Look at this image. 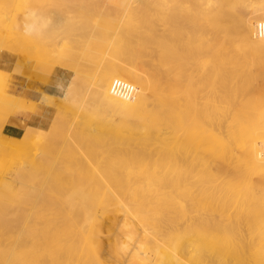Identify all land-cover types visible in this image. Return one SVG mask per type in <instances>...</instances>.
Listing matches in <instances>:
<instances>
[{
  "label": "bare ground",
  "instance_id": "6f19581e",
  "mask_svg": "<svg viewBox=\"0 0 264 264\" xmlns=\"http://www.w3.org/2000/svg\"><path fill=\"white\" fill-rule=\"evenodd\" d=\"M202 1L99 0L119 27L92 25L103 45L86 56L95 66L87 91L63 74L35 90V47L21 35L7 46L25 56L11 70L24 77L26 115L22 125L15 113L5 118L23 132H0V154L27 146L1 187L44 165L45 183L71 186L57 203L19 206L18 221L11 204L0 205V245L17 225L31 239L14 240L0 264H109L106 252L124 264H150L149 252L164 264H264V4L238 13L228 0ZM25 2L7 26L40 38L42 18ZM49 17L57 36L64 18ZM135 43L143 50L133 52ZM119 52L139 70L115 61ZM75 63L72 76L81 74ZM10 90L2 101L12 109L19 98ZM29 184L26 201L40 198ZM121 210L131 232L145 233L142 253L135 244L101 247L104 220Z\"/></svg>",
  "mask_w": 264,
  "mask_h": 264
},
{
  "label": "rangeland",
  "instance_id": "374dc122",
  "mask_svg": "<svg viewBox=\"0 0 264 264\" xmlns=\"http://www.w3.org/2000/svg\"><path fill=\"white\" fill-rule=\"evenodd\" d=\"M29 2V7L33 9V12H37L39 18H42L41 26V37L39 35L31 39L33 37V32L30 31L28 33H24V29H21L18 35H11L10 29L7 26L9 22V17L15 14L16 6H20ZM23 2V3H22ZM210 0H203L201 3L202 6H207ZM228 7L231 10H234L238 13H244L248 10L252 5L256 6L257 4L263 3L264 0H228ZM60 13V15L64 18L62 21L64 25L62 27V33L56 34L51 32L49 28V19L52 13ZM104 15L101 19L100 16ZM110 13H107L106 10L99 4V0H2L0 3V72H3V76L0 75V132L5 134H11L12 128L11 126L5 122V118L10 116L11 113H15V116L18 119V124H24V118L26 110L24 108L25 96L23 93V88L20 86L24 83V77L16 71H12V67L16 68L18 66V62L23 63L24 54L21 53V49L18 50H9L7 46H14L19 41V35L22 36V40H24L25 45H30L35 47L36 52V63L37 64V73L39 75L38 82H33L34 89L38 91H44L48 86V81L50 82L57 77L65 75L68 79L79 83V88L83 91L90 90L91 85V77L89 76L93 67H95L92 61L86 60V56L91 53V51L97 50L100 46H102V40L100 39V35L97 36L91 33L92 25L96 26L97 23H102V21L109 22L113 25L112 30L119 27L117 23L116 16L115 19L110 17ZM118 16V14H117ZM190 29L195 27L194 23H189ZM166 31V27L163 23H157L155 33L163 34ZM57 33V32H56ZM91 33V34H89ZM90 35V36H88ZM130 36V35H129ZM18 39V40H17ZM87 39V41L85 40ZM49 45H48V44ZM51 46V47H50ZM142 44L135 43L133 44L134 50H143ZM16 49V48H15ZM86 49V50H85ZM21 50V51H20ZM19 51V52H18ZM84 56V58H83ZM13 58L14 62L10 64L6 58ZM19 58V61H18ZM4 63H3V62ZM75 61H82V65L80 66L81 74L78 76H72L73 67H75ZM115 61L126 65L128 67H134V69H138L140 64L137 61L132 64V62L126 61L122 57V53L119 52L115 57ZM17 62V63H16ZM19 62V63H20ZM95 62V61H93ZM8 63V64H7ZM3 64V65H2ZM8 65H11L10 67ZM17 65V66H15ZM2 66V67H1ZM4 67V68H3ZM8 67L10 69H8ZM2 68V69H1ZM6 69V70H5ZM5 73V74H4ZM10 74V75H9ZM9 76V77H8ZM7 77V78H6ZM91 85V86H90ZM17 88L16 96L19 98L17 100L18 106H13L12 109L8 104H5L2 99L4 96H7L6 93L11 92L10 89ZM35 100V99H34ZM33 101V100H32ZM36 101V100H35ZM37 102V101H36ZM20 128V129H19ZM45 128L48 130L50 128V123H45ZM23 132V127H18L17 130V139L20 138V135ZM27 145H18L17 147H9L4 151V153L0 154V176H5L7 170H16L17 164L19 162L21 156L24 154L25 148ZM49 168L47 165L43 167L36 176L30 175L27 171L24 175L26 177V182L29 184L32 181H36L39 184L37 190H34L33 194L36 196H40L38 199L27 200L26 201V192H27V183H17L14 182L11 185V189L6 192L2 189L0 184V205L11 204L13 206V211L10 212V216H13L15 221L19 220V212L17 208L20 206L23 209L24 213L30 211V209L34 206V203L39 202L41 204L44 203H57L59 201V196L63 193L64 190L70 188L71 185L63 186V187H55L52 185H48L47 177H45L46 170ZM30 182H29V179ZM44 181V182H42ZM34 186V184H32ZM28 187H31L30 184ZM104 187H101V190H104ZM117 219L115 222L107 219L104 220L106 227L102 229L101 239L102 245L107 246L115 243V245L119 244V251L126 250L127 247H131L135 244L141 253L146 249L145 242V233L139 229H133L131 232L129 230L128 225L125 223L129 220V216L125 215L124 211H117ZM49 214V212H48ZM106 216L105 214L103 215ZM107 217V216H106ZM120 218V219H119ZM132 219V218H131ZM94 225V223H93ZM92 225V227H93ZM91 227V229H92ZM90 229V230H91ZM6 237V236H4ZM8 237V236H7ZM20 241L22 244L31 243L30 238H26L25 234H23V227L16 226L11 236L6 239L0 245V252L2 254L8 253L10 249L11 243L14 241ZM93 243L90 241V247H92ZM117 250V248H115ZM141 255V254H140ZM109 253L101 254L102 259H104L107 263L111 264H121V262L127 263L128 261H124L123 258L121 262H116L111 260L109 257ZM113 256V255H112ZM149 257H151L150 264H164V262H160L159 253L149 252ZM2 257L0 258V261Z\"/></svg>",
  "mask_w": 264,
  "mask_h": 264
},
{
  "label": "crops",
  "instance_id": "0c3cea01",
  "mask_svg": "<svg viewBox=\"0 0 264 264\" xmlns=\"http://www.w3.org/2000/svg\"><path fill=\"white\" fill-rule=\"evenodd\" d=\"M13 129L18 130L17 128H13Z\"/></svg>",
  "mask_w": 264,
  "mask_h": 264
},
{
  "label": "built area",
  "instance_id": "2783aa9c",
  "mask_svg": "<svg viewBox=\"0 0 264 264\" xmlns=\"http://www.w3.org/2000/svg\"><path fill=\"white\" fill-rule=\"evenodd\" d=\"M264 34V33H263Z\"/></svg>",
  "mask_w": 264,
  "mask_h": 264
}]
</instances>
